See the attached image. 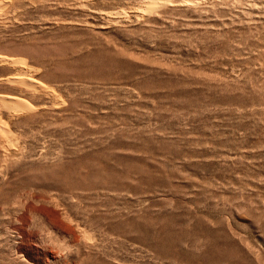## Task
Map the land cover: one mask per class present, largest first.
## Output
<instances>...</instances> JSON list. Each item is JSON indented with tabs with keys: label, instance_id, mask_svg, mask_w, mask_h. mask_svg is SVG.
I'll return each mask as SVG.
<instances>
[{
	"label": "rangeland",
	"instance_id": "374dc122",
	"mask_svg": "<svg viewBox=\"0 0 264 264\" xmlns=\"http://www.w3.org/2000/svg\"><path fill=\"white\" fill-rule=\"evenodd\" d=\"M186 1L0 0V264H264V0ZM101 153L138 193L62 188Z\"/></svg>",
	"mask_w": 264,
	"mask_h": 264
},
{
	"label": "bare ground",
	"instance_id": "6f19581e",
	"mask_svg": "<svg viewBox=\"0 0 264 264\" xmlns=\"http://www.w3.org/2000/svg\"><path fill=\"white\" fill-rule=\"evenodd\" d=\"M176 1L177 0H138V2H136L132 6V9L138 15L144 12V13H147L149 16H153L154 14H158L162 9L166 8L167 6L170 7L169 5L173 4ZM182 1L187 2V3H184L187 5L188 3L191 2V1H186V0H182ZM141 16L143 17V15ZM148 21L150 22V20ZM19 81H22V80H19ZM27 81L29 82L28 84L30 85L34 84V82L31 80L27 79ZM2 99L9 100V103L11 101L12 103H14L16 107H18V109L20 108L25 112L26 110L28 111L30 109L33 110L32 109L33 107H30L25 102V100L13 98V97L12 98L6 97ZM12 143H13L12 144L13 147H16L15 149L17 151L22 150V148L20 147V144H18L17 141H14ZM108 155H109L108 153L107 154L101 153L98 156L95 154L93 155V157L83 160V165H84L83 167L85 169L84 174H83L84 176L79 179H76L75 177L76 179L75 180L70 177L71 175H67V182L64 184V187L62 186V188L64 189L74 188V189L82 190L84 192L87 191V192H90V194L92 195L98 196L97 198H101L105 195H108L110 196L108 197V202H110L111 204L118 202V200L116 201L118 197H114V195L116 194L122 195V193L126 190L130 192L138 193L139 190L137 189L136 186L119 178V175L116 170L117 168L109 162ZM99 207H101V204L93 202L92 204L87 205L85 210H93V208L98 209ZM128 219L129 220L127 222L125 221L126 225H124L123 221L119 219H117L116 222L111 221L112 223L107 228H103L101 232L104 234L111 235L115 232H120L123 230L125 237L126 236L129 237L133 242H137V243L149 246L151 249L155 251L156 255L159 258H167L170 253H173L174 251L175 252L181 251L182 249L181 247H183V243H182L183 238L180 234H177L173 230H170L168 224H163L158 219L151 220V219H146V218H137L136 216H132L131 218H128ZM157 221L160 222L161 224L156 226L155 222L157 223Z\"/></svg>",
	"mask_w": 264,
	"mask_h": 264
}]
</instances>
